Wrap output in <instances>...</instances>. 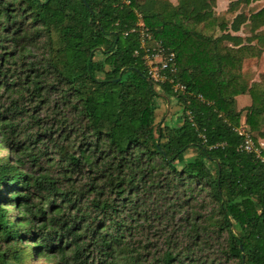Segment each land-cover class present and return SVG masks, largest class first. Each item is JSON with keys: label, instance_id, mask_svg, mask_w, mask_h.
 I'll return each instance as SVG.
<instances>
[{"label": "trees", "instance_id": "obj_1", "mask_svg": "<svg viewBox=\"0 0 264 264\" xmlns=\"http://www.w3.org/2000/svg\"><path fill=\"white\" fill-rule=\"evenodd\" d=\"M214 3L0 0V264H264V165L235 132L264 139V76L241 73L264 0H229V28ZM140 29L174 54L181 94L148 84ZM157 98L173 123L154 124Z\"/></svg>", "mask_w": 264, "mask_h": 264}, {"label": "built area", "instance_id": "obj_2", "mask_svg": "<svg viewBox=\"0 0 264 264\" xmlns=\"http://www.w3.org/2000/svg\"><path fill=\"white\" fill-rule=\"evenodd\" d=\"M150 39L151 37L146 33V30L140 29L139 50L147 79L156 87L167 83L175 95L181 94L184 91V87L173 83L171 79V75L175 73L174 54L167 50L161 40L156 41L153 47H147L145 42ZM134 54H137V52H134ZM198 98L201 99L200 97ZM185 116L189 117V113L186 112ZM235 132L241 138V143L237 150L242 153H253L259 162L264 165V153L253 145L248 132L242 127L235 129Z\"/></svg>", "mask_w": 264, "mask_h": 264}, {"label": "crops", "instance_id": "obj_3", "mask_svg": "<svg viewBox=\"0 0 264 264\" xmlns=\"http://www.w3.org/2000/svg\"><path fill=\"white\" fill-rule=\"evenodd\" d=\"M229 0H215V7H213V14L215 17L221 18L222 15H224L225 11L227 10ZM262 6L261 1H252L249 4L245 6H239L238 9L235 10L236 14H243L245 17V20L240 25L239 30L235 33L229 32L231 36L238 37V39L242 42V44H245V39L248 38L251 34L248 30V20L247 17L250 13H254L259 10V8ZM227 28L229 26L227 25ZM264 29L263 27H259L255 32H258L260 30ZM241 73L244 77V79L247 81L248 85L251 83H257L260 80V76H264V50L261 52L260 56L252 59H246L243 61ZM166 105L168 103L164 101ZM170 106L174 105V102H171L169 104ZM169 105L167 106V109L169 110ZM250 105V99L247 94L239 95L234 98V109L235 111L242 110ZM243 118L241 116L240 122L242 123ZM260 131L264 134V116L261 119L260 122ZM259 148L264 153V139L258 138L256 140Z\"/></svg>", "mask_w": 264, "mask_h": 264}, {"label": "rangeland", "instance_id": "obj_4", "mask_svg": "<svg viewBox=\"0 0 264 264\" xmlns=\"http://www.w3.org/2000/svg\"><path fill=\"white\" fill-rule=\"evenodd\" d=\"M168 1L173 5H175L177 2V0H168ZM214 7H215V5H214ZM221 18L225 22V25H227L231 21L230 17L228 15H226L225 13H224V15L221 16ZM215 34H219V33H215ZM150 37H151V39L149 41L145 42V45L147 47H153L155 42L158 41L157 38L152 37L151 35H150ZM157 88H158V86H157ZM157 88H156V90L159 91ZM167 106L168 105H166L164 100H162L160 98L156 99V101H155V109L156 110H155L154 124H157L159 121H161V118L163 115L165 116V124L168 125V124H171L174 122L173 116H174V114H176L178 112L179 108L176 105L175 106L169 105L170 110L168 113L167 112ZM256 147L258 149H260L258 145ZM4 154H5L4 151H0V157L4 156ZM194 154H195V151L190 148L181 155V160L188 161V160L193 158ZM7 209H9V207ZM21 263L22 264H51V263H48L47 261H44L42 258H39L38 260H33V261H29V259H26V260H23Z\"/></svg>", "mask_w": 264, "mask_h": 264}, {"label": "water", "instance_id": "obj_5", "mask_svg": "<svg viewBox=\"0 0 264 264\" xmlns=\"http://www.w3.org/2000/svg\"><path fill=\"white\" fill-rule=\"evenodd\" d=\"M147 82H148V84L150 85L151 82H150V81H147ZM167 111H168V109H167Z\"/></svg>", "mask_w": 264, "mask_h": 264}]
</instances>
